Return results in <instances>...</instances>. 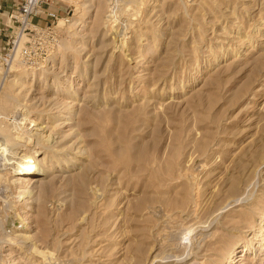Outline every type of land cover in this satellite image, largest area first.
<instances>
[{
  "label": "rangeland",
  "instance_id": "1",
  "mask_svg": "<svg viewBox=\"0 0 264 264\" xmlns=\"http://www.w3.org/2000/svg\"><path fill=\"white\" fill-rule=\"evenodd\" d=\"M138 2L56 0L48 65L1 88L56 153L1 170L0 264H264V0Z\"/></svg>",
  "mask_w": 264,
  "mask_h": 264
},
{
  "label": "built area",
  "instance_id": "2",
  "mask_svg": "<svg viewBox=\"0 0 264 264\" xmlns=\"http://www.w3.org/2000/svg\"><path fill=\"white\" fill-rule=\"evenodd\" d=\"M10 10L0 16L10 21L13 33L5 19L0 20V89L14 71L13 66L23 65L35 71L49 63V56L57 42V19L69 18L68 10L56 6V0H11ZM1 8V6H0ZM59 10L63 13L58 14Z\"/></svg>",
  "mask_w": 264,
  "mask_h": 264
},
{
  "label": "bare ground",
  "instance_id": "3",
  "mask_svg": "<svg viewBox=\"0 0 264 264\" xmlns=\"http://www.w3.org/2000/svg\"><path fill=\"white\" fill-rule=\"evenodd\" d=\"M138 1L139 0H130V2H131L130 6L131 7H135V9H136V7L138 6V3H139ZM110 10H113V9H110ZM111 14H113V13H111ZM59 19H62V18L59 17L57 19V21ZM124 23H127V22H124ZM115 35H117V34H115ZM118 40H119V42L123 43V39L121 37ZM57 41H58V39H57ZM124 44H125V42H124ZM121 45H123V44H121ZM52 55L53 54L51 52V54L49 56V59H51ZM13 70L14 71H12L9 74L8 79L5 80L6 82L3 83L1 88H3L7 84H9L11 86L12 85H16L17 87H22L23 88L25 86V83H24L25 78L30 76V75H32L35 72V70L33 68H29V67L23 66V65H15V66H13ZM11 99H13L12 92H10L9 89L4 91V93L2 94V96L0 98V101L2 103L1 105L8 104V102H10ZM28 113H29L28 110L26 112L22 113L23 114L22 119L23 118L24 119L23 120L21 119V121L24 122V120L27 119V121L29 120V123H31L32 125H35V124L39 123V122L36 123L35 119L29 117L30 115ZM21 124H23V123H21ZM45 126L44 125H37L36 127H34V129L37 130L38 133L34 132L33 134H31L32 133V131H31L32 129L31 130H25V128H22L23 126L22 127L17 126L15 128L14 127L13 128H7V127L2 128V127H0V138H1V141H0L1 142L0 143V173L2 172L1 170L3 168L7 169V171H6L8 173L7 181L10 184L14 185L16 183L18 184L19 182H21V180L23 179L21 177L22 175L27 176V175H31V174L32 175L33 174H39V173H42V172L44 173L47 170H48L47 172H49V168L53 165L52 160H50V164L49 165H46L45 162H44V158L46 156L42 157V158H37L38 156H36V154L38 152H40L38 147H44V148L50 147V149H48V150L51 153H56L55 152L56 150L55 151L53 150L55 146L52 147L51 146L52 144L51 145L49 144L50 142H52V139H53V134H51V131H49L47 135H43V131H45V130L47 131V129H48ZM47 144H49L50 146H46ZM20 145H25V146L28 147V149H25L26 147L23 148L24 146H20ZM263 149H264V147H263ZM261 151L264 152V150H260V152ZM263 152L260 153V156H264ZM44 155H45V153H44ZM55 158H57V156ZM68 158L72 159V157H68ZM25 179L28 182V180H30L31 178H25ZM19 184H21V183H19ZM23 186H24V182H23ZM233 186H235V185H232L231 187H233ZM19 192L20 191L18 190V193ZM18 236H19V234H18ZM21 236L24 239L29 238L26 235H22L21 234ZM36 247H37V245H35V243H33V247H31V248L34 249ZM29 250H30V248H29ZM37 251H40V250H37ZM35 255L36 254H33L32 258Z\"/></svg>",
  "mask_w": 264,
  "mask_h": 264
},
{
  "label": "crops",
  "instance_id": "4",
  "mask_svg": "<svg viewBox=\"0 0 264 264\" xmlns=\"http://www.w3.org/2000/svg\"><path fill=\"white\" fill-rule=\"evenodd\" d=\"M10 2L11 0H0V13L4 14L6 11L10 10ZM3 18V16H0V20Z\"/></svg>",
  "mask_w": 264,
  "mask_h": 264
}]
</instances>
